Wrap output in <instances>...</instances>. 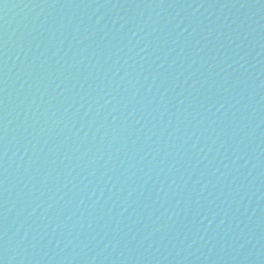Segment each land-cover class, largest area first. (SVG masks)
I'll use <instances>...</instances> for the list:
<instances>
[{
	"label": "water",
	"instance_id": "obj_1",
	"mask_svg": "<svg viewBox=\"0 0 264 264\" xmlns=\"http://www.w3.org/2000/svg\"><path fill=\"white\" fill-rule=\"evenodd\" d=\"M0 264H264V0H0Z\"/></svg>",
	"mask_w": 264,
	"mask_h": 264
}]
</instances>
